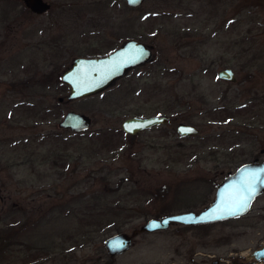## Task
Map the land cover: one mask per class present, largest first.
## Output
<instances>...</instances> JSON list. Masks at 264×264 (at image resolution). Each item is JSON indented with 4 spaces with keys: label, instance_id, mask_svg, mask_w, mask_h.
Instances as JSON below:
<instances>
[{
    "label": "rangeland",
    "instance_id": "1",
    "mask_svg": "<svg viewBox=\"0 0 264 264\" xmlns=\"http://www.w3.org/2000/svg\"><path fill=\"white\" fill-rule=\"evenodd\" d=\"M45 1L38 15L0 0V264L97 262L107 236L162 208H199L227 172L264 159V0ZM126 38L148 45L151 58L99 92L65 99L61 69ZM224 67L234 81L217 77ZM70 109L90 117L86 129L57 126ZM148 115L168 121L121 130L123 118ZM178 122L198 131L179 135ZM210 227L205 249L195 229L184 245L237 264L239 251L264 244V193L245 215ZM78 235L85 240L66 239ZM157 237L138 233L130 262L153 256ZM177 240L164 237L163 249ZM28 247L40 250L11 254Z\"/></svg>",
    "mask_w": 264,
    "mask_h": 264
},
{
    "label": "water",
    "instance_id": "2",
    "mask_svg": "<svg viewBox=\"0 0 264 264\" xmlns=\"http://www.w3.org/2000/svg\"><path fill=\"white\" fill-rule=\"evenodd\" d=\"M126 6L134 7L143 0H123ZM24 4L35 12L47 10L49 4L42 0H23ZM151 48L142 41L135 38H126L118 46L109 52L96 56H75L68 65L59 72V79L67 85L65 99L70 100L99 92L108 87L115 79L123 75L129 68L140 65L151 58ZM217 77L234 81L233 70L229 67L221 68L216 73ZM58 101L62 100L58 96ZM90 117L83 112L66 110L59 120L57 126L72 131L86 129L90 124ZM168 121L165 115L129 116L120 121L122 131L135 134L140 130L151 127L158 123ZM175 131L179 135L195 134L198 129L188 123L178 122ZM251 173H256L259 180H264V159L251 160L238 164L234 169L227 172L216 184L210 201L200 210L194 212L186 210L170 213L161 217H148L138 227V230L150 231L164 228L170 221L191 224L205 221H213L244 214L248 211L254 198L264 191V184L257 181L256 193L250 199L246 209L230 215L220 211L226 202L230 191L239 189L246 180L251 179ZM203 217V219H201ZM130 243V236L125 232H116L107 236L103 246L109 254L119 253L126 249ZM254 258H264V244L250 251ZM138 264H161L158 262H142ZM213 264V262H212Z\"/></svg>",
    "mask_w": 264,
    "mask_h": 264
},
{
    "label": "flooded vegetation",
    "instance_id": "3",
    "mask_svg": "<svg viewBox=\"0 0 264 264\" xmlns=\"http://www.w3.org/2000/svg\"><path fill=\"white\" fill-rule=\"evenodd\" d=\"M42 1H45V0H42ZM21 2L23 4L24 8H26L29 12H31L33 14H38V15L43 14L50 7L49 2L46 1L49 4L47 10L42 11V12H35V11L31 10L28 6H26L24 4L23 0H21ZM262 193H264V191ZM260 194H258V195H260ZM209 201H210V199H208L207 202L203 201L199 208H194V206H190L189 208L180 209V210H166V209L162 208V211L157 216H150V217H157L158 218V217L170 214V213L181 212V211H186V210H192V211L196 212V211L200 210L201 208H203ZM250 207H251V205H250ZM245 213L241 214V215H237V216H232V217L243 216V215H245ZM227 218H230V217H227ZM225 219L226 218H221V219H217V220H213V221H205V222H198V223H191V224L181 223L178 221H170L166 227L157 228V229H153L150 231H146V230L140 231V230H138V228L136 229L135 227H133V228L129 227V228H126L125 231L122 230V232H125L126 234H128L130 236V243L126 249H124L123 251H121L119 253H113V254H109L105 250L106 257L102 258V257L97 255L96 258L98 261L96 262L94 260L95 258L94 259L92 258L93 260L89 261L88 264H112L113 260H115L118 256H120L122 254H124L126 257V264H138V263H142V262H158L161 264H212V262H213V264H222L221 255H215V254H211L210 252L207 253L205 251H197V250H194L191 245L185 246L183 237H186L185 231L195 229V231H197L198 236L202 237V239H203L202 244H203L204 249H205L206 246L209 245L208 242L210 241V228H211L210 226H211V224L223 221ZM126 222H129L127 217H126ZM170 230H173V231H170ZM138 233L139 234L140 233H145V234L156 233L158 235L157 240H156V247L154 249L155 252H154L153 256H151V257H142L137 261L130 262V258L128 256V250L130 249V247L132 245L133 238ZM169 235H172V236H178L179 235V236H181V241L177 240L174 245H172L169 248L166 247V250H164L162 247L163 246L162 240L164 239V237L169 236ZM220 238H223V237L220 236ZM221 240L224 241V239H221ZM260 245H263V244H260ZM260 245H258V246H260ZM18 249L19 248L12 249L14 253H11V254H15V253L26 254V256H25L26 258H32L35 251L40 250V249H37L34 247L22 248V250H18ZM7 250H9V249H7ZM1 254L4 255V253H1ZM238 254L240 256L238 257L237 264H259L260 260L261 261L264 260V258H254L253 256L250 255V253L248 255H246L245 257H243L244 252H242V251H239ZM21 258H24V256L19 257V259H21ZM25 264H32V262L27 260V262ZM39 264H49V263H47L46 261H43Z\"/></svg>",
    "mask_w": 264,
    "mask_h": 264
},
{
    "label": "snow or ice",
    "instance_id": "4",
    "mask_svg": "<svg viewBox=\"0 0 264 264\" xmlns=\"http://www.w3.org/2000/svg\"><path fill=\"white\" fill-rule=\"evenodd\" d=\"M250 175L251 179L246 180L241 188L229 192L226 202L220 208V211L235 215L247 208L250 199L256 193L255 184L257 181L264 184V180H259V176L256 173H251Z\"/></svg>",
    "mask_w": 264,
    "mask_h": 264
},
{
    "label": "trees",
    "instance_id": "5",
    "mask_svg": "<svg viewBox=\"0 0 264 264\" xmlns=\"http://www.w3.org/2000/svg\"><path fill=\"white\" fill-rule=\"evenodd\" d=\"M70 210H72V209H70V208H66L65 209V211H67V212H69ZM116 229H117V226H116ZM1 238H2V236H0V240H1ZM14 239H16V238H14ZM66 239L70 240L71 244H75V243H80V242L84 241L85 240V236L84 235H78V236L71 237V238L67 237ZM89 239H91V238H89ZM5 240L6 239H3V241H4L5 245H6L8 243ZM61 246H62V244H61Z\"/></svg>",
    "mask_w": 264,
    "mask_h": 264
}]
</instances>
